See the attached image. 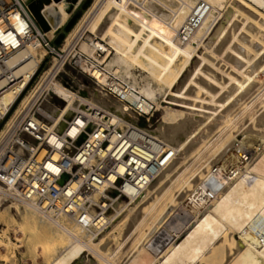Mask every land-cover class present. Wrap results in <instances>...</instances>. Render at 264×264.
Listing matches in <instances>:
<instances>
[{
	"label": "bare ground",
	"instance_id": "1",
	"mask_svg": "<svg viewBox=\"0 0 264 264\" xmlns=\"http://www.w3.org/2000/svg\"><path fill=\"white\" fill-rule=\"evenodd\" d=\"M29 4L54 33L74 9L67 0ZM101 8L92 29L107 24L116 49L106 66L116 73V102L96 98L133 122L138 116L126 101L160 112L157 126L144 129L167 144L169 158L141 194L125 183L112 230L98 242L73 221L29 210L20 212L21 229L53 254L49 264H264V0H105ZM13 22L25 25L19 13ZM39 44L7 62L14 79L0 78L1 115L37 71ZM57 92L61 118L71 95ZM7 209L0 206V215ZM161 233L164 242H155ZM86 252L95 260H82Z\"/></svg>",
	"mask_w": 264,
	"mask_h": 264
},
{
	"label": "built area",
	"instance_id": "2",
	"mask_svg": "<svg viewBox=\"0 0 264 264\" xmlns=\"http://www.w3.org/2000/svg\"><path fill=\"white\" fill-rule=\"evenodd\" d=\"M81 2L74 5L69 20ZM104 3L100 0L84 22V16L79 19L68 42L71 33L56 45L42 33L28 0H0V78L14 79L15 67L8 68L7 62L34 40L40 42L34 53L37 71L9 113H0V124L5 122L0 132V206L27 209L55 222L73 221L94 233L95 239L113 224L115 216L110 213L124 196L125 183L136 185L141 194L169 158L167 144L144 129L156 122L155 112L141 108L143 100L126 101L138 116L133 122L96 98L116 102V73L106 69L116 49L105 38L107 24L92 31ZM16 13L25 23L22 28L13 22ZM60 88L70 93L71 103L65 101L69 113L57 118ZM72 127L77 128L75 135H70ZM64 174L68 179L62 185ZM4 234L0 226V237ZM164 239L161 233L155 242Z\"/></svg>",
	"mask_w": 264,
	"mask_h": 264
},
{
	"label": "rangeland",
	"instance_id": "3",
	"mask_svg": "<svg viewBox=\"0 0 264 264\" xmlns=\"http://www.w3.org/2000/svg\"><path fill=\"white\" fill-rule=\"evenodd\" d=\"M29 1H28V3H29ZM78 1L79 0H69V2L73 5H76L78 3ZM88 1L89 0H82L80 6L77 9V12L72 16L71 19H73V17L78 13L81 14V17L85 16V14L89 11V9L94 6L93 11L90 14V15H93L95 10H97L98 6L100 5L99 4L100 1L90 0V4L86 7ZM93 3L96 5H94ZM30 10H31V13L34 15V17L37 19L38 26L42 30V33L46 36V39H54L53 40L54 44H55V40L59 37V35L65 34L66 36H68L71 33L72 29L74 28V26H73V28L70 31H68V32L65 31L66 25L69 23V21H71V19H70L61 30H58L57 33H54V30H52L51 25L47 21H45L42 18V16L39 14L38 6L36 4L30 5ZM94 18L95 19L97 18L96 14H95ZM92 31H94V30L92 29ZM34 74H35V72L33 73V75ZM37 82H38V79L34 80V83H32L31 87H34ZM59 105L63 106V103L60 102ZM159 117H160V112L155 113L154 118H155L156 123H157V119ZM4 125H5V122L0 124V132L3 130ZM154 126L156 127L157 124H154ZM238 139L241 141L243 139V136L240 135ZM255 148H257V146ZM124 199L128 201L127 198H124ZM4 207L8 208V209L5 210L0 215V226L5 231V234L0 237V241L3 242V244L1 243L2 245L0 244V264H49L50 261L52 260L53 254L43 253V250L40 248V245L37 244L39 239L38 238H30L29 232L26 230L23 231L21 229L20 224L22 222V217H21L20 212H26L28 210L21 208L22 210L20 209L19 211H17L14 208H9L7 204L3 205V210L5 209ZM177 213H179V211L176 212V214ZM176 214H174V216ZM110 215L112 217L115 216L114 220H116V206H115L114 212L112 211L110 213ZM182 219L186 222L185 218H182ZM112 225L107 231H105L102 234L103 236L108 234L112 230ZM102 235H100L96 239L94 237L95 242H98L99 239L101 237H103ZM235 237L239 240L240 236H239V234H236ZM63 245L64 244L62 243L61 246L63 247ZM82 260H85V262L86 261L90 262L91 260H95V259L93 257V254L86 252V253H84V256H82Z\"/></svg>",
	"mask_w": 264,
	"mask_h": 264
},
{
	"label": "water",
	"instance_id": "4",
	"mask_svg": "<svg viewBox=\"0 0 264 264\" xmlns=\"http://www.w3.org/2000/svg\"><path fill=\"white\" fill-rule=\"evenodd\" d=\"M89 4H90V0L87 2L86 7H87ZM80 17H81V14H80V13L76 14V15L73 17V19H71V21H69V23L66 25V27H65V31H66V32L70 31V30L73 28V26L77 23V21L79 20ZM64 37H65V34H61V35H59V37L55 40V44H56V45H60L61 42H62V40L64 39ZM83 94H86V93H83ZM81 140H83V138H82ZM67 179H68V175H67V174H64V175L62 176V179H61V184L63 185V184L65 183V180H67Z\"/></svg>",
	"mask_w": 264,
	"mask_h": 264
}]
</instances>
